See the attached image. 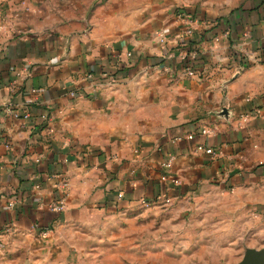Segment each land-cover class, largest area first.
<instances>
[{
    "label": "crops",
    "instance_id": "0c3cea01",
    "mask_svg": "<svg viewBox=\"0 0 264 264\" xmlns=\"http://www.w3.org/2000/svg\"><path fill=\"white\" fill-rule=\"evenodd\" d=\"M0 22V264L101 256L142 200L217 206L261 250L264 0H0Z\"/></svg>",
    "mask_w": 264,
    "mask_h": 264
},
{
    "label": "rangeland",
    "instance_id": "374dc122",
    "mask_svg": "<svg viewBox=\"0 0 264 264\" xmlns=\"http://www.w3.org/2000/svg\"><path fill=\"white\" fill-rule=\"evenodd\" d=\"M216 208L207 205L199 212L184 213L174 205L140 204L105 231L101 256L91 254L99 248L96 240L89 256L77 264H240L252 249L248 238L259 237L258 229L248 231ZM255 246L263 249L264 238Z\"/></svg>",
    "mask_w": 264,
    "mask_h": 264
},
{
    "label": "built area",
    "instance_id": "2783aa9c",
    "mask_svg": "<svg viewBox=\"0 0 264 264\" xmlns=\"http://www.w3.org/2000/svg\"><path fill=\"white\" fill-rule=\"evenodd\" d=\"M179 18H180V20L185 24V25H188V29L186 30V35H188V36H190L191 37V35H192V33H193V29L191 28V23H192V20H191V18H187L186 17V15H184V14H180V16H179ZM9 27L6 25V23H4V22H0V40H1V34H4V33H7L9 30ZM183 60H187V61H190V60H193V58H186L185 56H184V58H183ZM27 74H29L28 73V71L26 70L25 71ZM186 74L187 75H192L193 73H192V71L190 70V68H187L186 69ZM78 95H80V94H78ZM76 93H74V92H71V93H69V96L71 97V98H73V97H76V96H78ZM9 113H10V111H9ZM13 114V116L15 117V118H18L19 116H18V114L17 113H12ZM27 116L28 115H25V116H23V118H27ZM203 133H205V132H203ZM188 139L189 140H191L192 139V136H189L188 137ZM197 150H202V147L201 146H198L197 147ZM172 160H173V158L172 157H169V158H167L165 161H163L161 164H160V167H161V169H163V175H161V180L162 181H165L166 179H168V172L170 171V169L172 168ZM62 186L65 188L66 186H67V183L66 182H64L63 184H62ZM140 204L141 205H152V203H149V202H147V201H143L142 200V202H140ZM14 205H15V201L14 200H11V201H9L8 203H7V207H9V208H13L14 207ZM49 209L52 211V212H54V213H61V212H63L64 211V209H65V199L64 198H61V199H59L57 202H55V203H53V204H51V205H49ZM32 228H34V229H36L37 228V225H34ZM45 233H46V231H44V232H41V235H45Z\"/></svg>",
    "mask_w": 264,
    "mask_h": 264
},
{
    "label": "water",
    "instance_id": "95a60500",
    "mask_svg": "<svg viewBox=\"0 0 264 264\" xmlns=\"http://www.w3.org/2000/svg\"><path fill=\"white\" fill-rule=\"evenodd\" d=\"M240 264H264V248L261 250H247Z\"/></svg>",
    "mask_w": 264,
    "mask_h": 264
}]
</instances>
